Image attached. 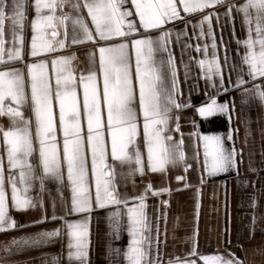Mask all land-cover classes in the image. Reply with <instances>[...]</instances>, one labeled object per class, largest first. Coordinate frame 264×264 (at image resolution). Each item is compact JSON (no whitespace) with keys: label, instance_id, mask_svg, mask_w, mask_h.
Returning a JSON list of instances; mask_svg holds the SVG:
<instances>
[{"label":"crops","instance_id":"1","mask_svg":"<svg viewBox=\"0 0 264 264\" xmlns=\"http://www.w3.org/2000/svg\"><path fill=\"white\" fill-rule=\"evenodd\" d=\"M0 264H264V0H0Z\"/></svg>","mask_w":264,"mask_h":264}]
</instances>
